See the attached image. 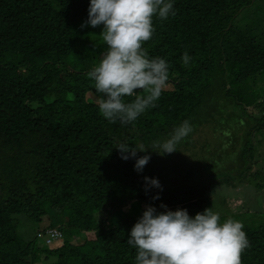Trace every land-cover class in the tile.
<instances>
[{"label": "trees", "instance_id": "16d2710c", "mask_svg": "<svg viewBox=\"0 0 264 264\" xmlns=\"http://www.w3.org/2000/svg\"><path fill=\"white\" fill-rule=\"evenodd\" d=\"M173 4L176 15L154 17L155 32L144 44L150 57L168 61L171 88L136 121L110 123L87 75L107 48L102 25L81 27L89 0H0V264H135L127 240L146 206L194 216L207 207L215 211L207 194L213 186L263 187L264 173L253 169L260 144L253 142L264 130V0ZM185 51L192 57L188 67L181 61ZM185 120L193 130L178 150L157 154L154 144ZM227 121L239 125L238 150L220 145L222 126L233 125ZM205 123L220 140L207 160L212 170L197 184L176 185L174 158ZM121 143L147 149L137 150V157H151L141 172L135 158L121 159ZM226 154L233 156L228 164ZM216 167L222 168L217 175ZM144 177L158 179L162 190L146 186ZM219 214L221 222L244 225L249 247L242 264H264V213ZM21 216L34 224L48 220L61 237L44 244L36 233L46 228H39L25 238Z\"/></svg>", "mask_w": 264, "mask_h": 264}, {"label": "clouds", "instance_id": "9594fccd", "mask_svg": "<svg viewBox=\"0 0 264 264\" xmlns=\"http://www.w3.org/2000/svg\"><path fill=\"white\" fill-rule=\"evenodd\" d=\"M175 15L173 0H89L88 18L81 27L102 25L100 35L107 48L87 75L103 97L99 113L110 123H132L160 99L169 79V63L159 56L150 57L144 44L155 32L154 17L164 21ZM181 61L188 67L192 57L185 51ZM192 130L189 121H183L167 140L154 144L159 148L157 154L177 151ZM116 148L121 159L135 158L137 172L151 158L137 157V150H147L142 146L121 143ZM144 180L146 186L162 190L158 179ZM158 198V194L153 197ZM161 207L165 211L146 206L130 229L127 243L136 250L135 264H242V253L249 247L242 222L233 218L221 222L211 207L194 216L186 209Z\"/></svg>", "mask_w": 264, "mask_h": 264}, {"label": "rangeland", "instance_id": "374dc122", "mask_svg": "<svg viewBox=\"0 0 264 264\" xmlns=\"http://www.w3.org/2000/svg\"><path fill=\"white\" fill-rule=\"evenodd\" d=\"M246 22L248 23L249 21L246 20ZM238 27L242 28L245 26L241 24L238 25ZM236 71L237 66L234 64L228 68L227 74L229 77V84L233 83ZM166 87L171 88V85L169 84L167 86L166 84L164 88ZM257 110L258 109H254L255 112ZM256 113L259 116L261 110H258ZM261 114H263V112ZM227 122L232 123L229 121ZM211 124L212 123H205L203 126H200L197 131L191 135L190 142L192 143L188 145L187 151L184 154L183 152L185 150L182 151V153L174 158L173 162L175 165V173L173 171L170 173L172 176L176 177V185L177 183L181 184L184 179L188 181L189 185L197 184L199 182L198 179L202 177V174H207L209 170H212V167L207 160L212 156L213 153H216L217 149L219 148V146H216V144L220 140L218 139L217 134L212 131ZM232 124L233 125L231 128H229V125V127L225 125L222 126L221 130L225 132V134L226 132L228 134H224V138L222 137L223 140L220 142V145L222 143L224 146H226V149L229 148L230 150H238L240 144V135H237L236 131L239 130V125L236 123ZM253 144L257 146L260 144L259 149L257 148L258 150L256 149V152L254 153V161L256 163L254 164L253 169H260L264 173V130L261 134H259L258 137L255 138ZM228 154L223 157V160L226 161V164H228L230 159H233L232 154H230V159ZM218 168L219 167H216V175L218 174V170L221 167L219 169ZM226 172H228V174L230 173V177H232L231 174H236L234 171L230 170ZM221 174H225V172L220 170L219 175ZM257 181L259 182V180ZM207 194L210 197V200L213 202L215 212L223 213L225 210L233 209L234 211H241L250 209L260 210L264 213V185L262 188L257 190L256 187L249 184L239 183L237 186L219 184L213 186L212 189L207 192ZM224 201L227 203L226 205L224 204ZM21 220V229L25 231L24 237L28 239L32 237L37 229L47 227L49 228L50 226V222L48 220H44L40 224H34L32 221L23 216H21ZM40 240L44 243L43 239Z\"/></svg>", "mask_w": 264, "mask_h": 264}, {"label": "built area", "instance_id": "2783aa9c", "mask_svg": "<svg viewBox=\"0 0 264 264\" xmlns=\"http://www.w3.org/2000/svg\"><path fill=\"white\" fill-rule=\"evenodd\" d=\"M36 236L40 239H43L44 244H51L61 237V231L57 227H49L43 231H38Z\"/></svg>", "mask_w": 264, "mask_h": 264}]
</instances>
